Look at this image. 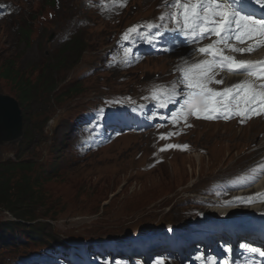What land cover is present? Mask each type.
I'll return each instance as SVG.
<instances>
[{"label": "rangeland", "instance_id": "374dc122", "mask_svg": "<svg viewBox=\"0 0 264 264\" xmlns=\"http://www.w3.org/2000/svg\"><path fill=\"white\" fill-rule=\"evenodd\" d=\"M162 3L129 0L116 20L106 22L87 10L85 0H0L10 12L0 16V93L19 102L17 84L1 76L4 65H10L12 76L19 74L20 83L36 84L29 100L19 103L23 136L15 145L0 146V163L15 162L23 153L33 165L26 172H12L10 178L17 181L22 174L39 173L50 177L34 193L42 204L40 218L6 232V237L27 243L25 231L39 225L55 241L88 243L122 240L124 235L138 238L152 228L176 226L194 217L191 209L204 208L195 202L209 181L264 155V149L259 151L261 143L264 147V123L249 127L252 121L244 127L194 122L182 136L191 151L162 154L154 167L148 164L155 159V138L147 131L124 134L94 153L76 152L74 147L82 148L84 139L74 135L73 118L99 103L101 94L137 93L150 82L171 77L178 56L147 58L121 72L101 70V53L112 45L111 35L153 18ZM7 221L12 217L0 210V229ZM9 246L0 245V264H14L17 256L37 248Z\"/></svg>", "mask_w": 264, "mask_h": 264}, {"label": "snow or ice", "instance_id": "6c2138e0", "mask_svg": "<svg viewBox=\"0 0 264 264\" xmlns=\"http://www.w3.org/2000/svg\"><path fill=\"white\" fill-rule=\"evenodd\" d=\"M246 0H175V3L171 7L178 9L179 11L173 13V20L177 23L182 21L183 27L181 31H187L189 33L198 34L200 37L215 35L219 38L220 42H224V36L227 34L229 38L232 33H235V39L239 42H244L245 38H250L254 34L259 33L264 36V19H254L252 16L244 13V5ZM264 3V0H262ZM164 19V17H161ZM136 29H129L128 33H125L124 38L128 39L130 33L135 32ZM214 46L208 48H201V53H207L213 56L215 59L216 53L213 51ZM233 51L243 52L244 49H232ZM252 49H249L251 51ZM223 60L222 67H227L228 71L234 72L236 70H246L256 67L246 61H235L229 57H221ZM207 63V62H206ZM211 65H209L210 67ZM198 67H203L198 66ZM260 74H264V65H259ZM249 75H258L256 72H248ZM210 80V77H209ZM220 83L221 81H216ZM186 87L190 89L189 100L199 92L206 98L209 96L220 97V101L213 102V110H216L214 105L220 103L225 97H228L227 102L223 107L227 110L229 107H239L240 104L245 106L252 104L257 100V95L260 96L258 107H264V92L257 93L249 86L238 84L233 88L238 89V92L233 93L232 89H227L223 93H213L209 89L203 87L202 82H193L187 75L185 77ZM243 92L238 104H233L237 96ZM251 109L245 108V112L239 113L240 115H247ZM259 114V113H257ZM227 118V117H226ZM173 147V146H169ZM187 147V146H182ZM164 149H161L163 151ZM247 247V246H242ZM253 254H259L264 257V251L257 250L255 248L250 249Z\"/></svg>", "mask_w": 264, "mask_h": 264}, {"label": "trees", "instance_id": "16d2710c", "mask_svg": "<svg viewBox=\"0 0 264 264\" xmlns=\"http://www.w3.org/2000/svg\"><path fill=\"white\" fill-rule=\"evenodd\" d=\"M64 47L67 48L66 45ZM61 60L62 58L57 61L60 62ZM9 66L4 65V71L1 76L17 84L20 89V94L18 95L19 103L23 106L35 91L36 84H29L28 82L20 83L19 74L16 72V74L12 76V69ZM49 87H51V89L54 88L52 85H49ZM23 155V153L19 155L15 162L0 163V210L7 212L13 220L7 221L2 225V229H0V245H10L9 247L18 250L20 247H38L50 245L53 242L60 243L59 241H55L52 236L44 234L39 225L30 226L25 231L26 236L24 238L26 241H29L27 243L21 239H14L13 236H5L6 232H13L16 227L23 228L25 227L24 225L31 224L40 218L38 217L37 211L42 204L37 200V196H35L34 193L41 187L45 180L50 178L48 174H44L43 176L40 173L34 177L22 174L17 181L10 178L9 176L12 172L16 170L26 172L30 170L33 165L25 161ZM52 172H54V170H52Z\"/></svg>", "mask_w": 264, "mask_h": 264}, {"label": "water", "instance_id": "95a60500", "mask_svg": "<svg viewBox=\"0 0 264 264\" xmlns=\"http://www.w3.org/2000/svg\"><path fill=\"white\" fill-rule=\"evenodd\" d=\"M23 116L19 102L0 93V146L15 145L23 136Z\"/></svg>", "mask_w": 264, "mask_h": 264}, {"label": "bare ground", "instance_id": "6f19581e", "mask_svg": "<svg viewBox=\"0 0 264 264\" xmlns=\"http://www.w3.org/2000/svg\"><path fill=\"white\" fill-rule=\"evenodd\" d=\"M197 125H207V126H217V125H221L222 123H207V122H202V121H197V122H195ZM263 124L264 122H260V121H257V120H255V121H252V122H250L249 124H248V126L250 127V126H253V124H256L257 126H258V124ZM248 127V128H249ZM121 138H122V136H120ZM120 137H118V138H120ZM117 138V139H118ZM120 138V139H121ZM263 138H264V136H263ZM119 139V140H120ZM127 140V137L126 138H124V139H122V142L123 141H126ZM259 143H260V141H259ZM263 144L261 143L260 144V150L259 151H261V149H264V147L262 146ZM177 154H180V153H177ZM196 156H199V155H196ZM264 156V155H263ZM262 156V157H263ZM200 157V156H199ZM263 181H264V176H263V179H262ZM262 186H264V183L263 184H258L256 187H255V189H254V191L253 192H255L256 190H258L260 187H262ZM201 197V196H200ZM230 208H228V209H226V208H223V209H220V208H218V207H211V208H209L208 210H210L212 213H227V212H229L230 210H229ZM114 263H121V261H114Z\"/></svg>", "mask_w": 264, "mask_h": 264}, {"label": "clouds", "instance_id": "9594fccd", "mask_svg": "<svg viewBox=\"0 0 264 264\" xmlns=\"http://www.w3.org/2000/svg\"><path fill=\"white\" fill-rule=\"evenodd\" d=\"M104 147H105V146H104ZM101 148H103V147H101ZM99 149H100V148H99ZM99 149H98V150H99Z\"/></svg>", "mask_w": 264, "mask_h": 264}]
</instances>
